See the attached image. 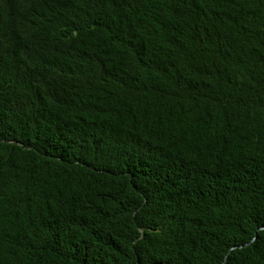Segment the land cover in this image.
<instances>
[{
    "label": "trees",
    "instance_id": "1",
    "mask_svg": "<svg viewBox=\"0 0 264 264\" xmlns=\"http://www.w3.org/2000/svg\"><path fill=\"white\" fill-rule=\"evenodd\" d=\"M0 264H264V0H0Z\"/></svg>",
    "mask_w": 264,
    "mask_h": 264
},
{
    "label": "water",
    "instance_id": "2",
    "mask_svg": "<svg viewBox=\"0 0 264 264\" xmlns=\"http://www.w3.org/2000/svg\"><path fill=\"white\" fill-rule=\"evenodd\" d=\"M233 250H234V249H233ZM233 250H232V251H233Z\"/></svg>",
    "mask_w": 264,
    "mask_h": 264
}]
</instances>
